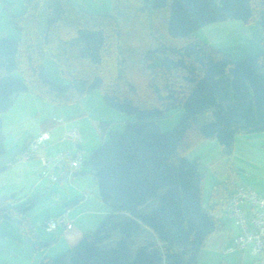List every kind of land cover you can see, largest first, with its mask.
Listing matches in <instances>:
<instances>
[{"label": "trees", "instance_id": "obj_1", "mask_svg": "<svg viewBox=\"0 0 264 264\" xmlns=\"http://www.w3.org/2000/svg\"><path fill=\"white\" fill-rule=\"evenodd\" d=\"M3 1L20 37L0 36V114L22 92L70 105L100 89L106 106L134 116L123 132H109L83 157L81 173L90 167L109 211L77 244L38 264H198L207 238L221 226L213 211L228 214L236 189V138L264 131V38L258 55L234 61L194 32L209 23L240 20L257 21L264 36V0H110L106 13L88 12L71 0H24L18 14L10 13L18 0ZM45 52L63 83L44 70ZM180 108L175 127L161 130L157 120ZM99 126L102 131L108 125ZM35 136L14 161L37 157L44 145L25 155ZM209 139L217 141L228 176L212 186L204 207L200 161L187 153ZM4 140L0 117V154ZM81 143L82 138L72 150L82 152ZM6 168L0 165V173ZM155 198L158 203L146 208ZM33 204L20 206L13 194L0 197V222H17L37 248L42 245L34 243L39 236L29 215ZM70 206L60 215L72 221ZM53 218L43 223L49 232L57 230L47 228Z\"/></svg>", "mask_w": 264, "mask_h": 264}, {"label": "rangeland", "instance_id": "obj_2", "mask_svg": "<svg viewBox=\"0 0 264 264\" xmlns=\"http://www.w3.org/2000/svg\"><path fill=\"white\" fill-rule=\"evenodd\" d=\"M71 1L79 8L87 10L88 12L106 13L112 9L110 0ZM0 7H4L3 0H0ZM18 7H22V9L14 14L25 10L24 0H18L13 5V12L17 11L19 9ZM4 26H7V30L0 32V36L10 38L20 37L19 32L10 27L6 10L0 15V27ZM42 26H45V19H42L40 23V27ZM194 35L214 48H220L229 54L234 61H239L247 56L258 55L262 50V40L264 38L262 29L257 21L244 24L240 20H225L209 23L196 30ZM43 68L54 82H64V78L59 72L55 60L47 56L46 52L43 54ZM182 113V108L176 109L166 117L157 120L160 129L163 131H171L179 121ZM0 117L5 134V151L0 154V165L7 166L0 173V195L3 193L15 195L17 204L20 206L25 205L27 202L32 203L35 200V204H33L29 215L38 236H42V239L34 242L42 246L35 248L32 242L23 234L17 222L9 224L13 227L16 225L20 229V236L16 238L12 234L9 236L11 239L7 237L6 246L0 250V264H38L43 256L55 257L69 247L77 244L82 237L81 235L76 242L68 245L65 236L68 233L66 230L59 228L58 232H49L44 228L43 221L47 215L52 218L58 216L59 213L65 211L66 204H71L69 211L70 218L73 221V225L75 221L74 230L80 231L81 224L79 223L77 225V219L75 218L76 212L80 210H86L87 212L97 210L94 199L97 198L98 201H103L99 197V190L95 185L91 169L88 166L84 167V173L81 175L83 178L79 183L84 188V191H87L85 194L87 195L86 198H91L92 200L85 202V205L79 207L77 203H73L75 197L65 201L66 195H76L74 188H70L74 186L73 182L70 185H62L50 181L45 176H41V158L44 154L42 148L38 151L37 157L33 159H19L18 161H14V157L23 149L30 134H39L41 131V122L49 119L58 120V118L63 117L64 122L68 123L69 127L75 126L80 129V133L83 136L81 143L82 154L84 158H88L93 150L100 146L104 140L108 139L109 132H123L126 123L134 120V116L106 106L103 102L100 89H96L83 97L78 103L70 105L52 104L30 92H22L14 98L13 106L7 111L2 112ZM63 123L59 122V125ZM100 123H103V126H106V124L108 126L101 131ZM59 129V133L62 134L64 127L61 126ZM55 138L56 136L51 137L49 144L56 142ZM206 141L201 142L187 153V156L192 160L198 157L200 161L199 171L204 177L202 198L204 207H208V198L212 186L217 182L223 181L228 176L226 160L220 153L217 141L210 139ZM74 143L75 141L72 139L64 137V140L58 143V147L64 149L66 147L74 148ZM59 153H55L54 156ZM54 156L50 155L48 157ZM52 188H57V190ZM53 190L59 195L58 197L53 194ZM77 192L81 195L84 194L82 191ZM154 203H158L157 198L146 208L150 209ZM104 205L107 207V210L110 209L105 203ZM146 211L148 212L149 210L147 209ZM8 223L5 222V224ZM99 224L93 227V229H90V231H94ZM48 241L52 242L46 245L42 244ZM246 253L250 257H253L249 250ZM208 262V252L206 254H200L198 264H208Z\"/></svg>", "mask_w": 264, "mask_h": 264}, {"label": "crops", "instance_id": "obj_3", "mask_svg": "<svg viewBox=\"0 0 264 264\" xmlns=\"http://www.w3.org/2000/svg\"><path fill=\"white\" fill-rule=\"evenodd\" d=\"M19 9L15 12H13V7L10 8V13L14 14L16 12H19L22 7H18ZM5 7H0V15L3 14ZM7 18L9 21V13H7ZM7 26L0 27V32L6 31ZM220 49V48H217ZM221 50V49H220ZM54 120V119H52ZM58 120H61L62 123L64 122V118L60 117ZM61 121H56V123H52L49 120H46L45 122H41V131L43 130L49 132V138L46 141V144L42 148L44 151V154L41 158L42 161V168L41 172L43 170V162L45 158L48 156H54L55 153H59L61 151H67V150H72L74 148L66 147V149L62 147H58V143L64 140L65 133L67 130L71 128H77L75 126L69 127L68 123H63L59 125V122ZM97 121V120H95ZM70 123V122H69ZM64 127V131L62 134H60V127ZM80 131V129H79ZM39 132V133H40ZM52 133V135H50ZM37 135V134H36ZM81 138L83 139L82 134L80 133ZM30 136H34L30 134ZM56 136V142H53L49 144L50 138ZM64 136V137H63ZM68 138V137H66ZM220 150V149H219ZM82 153V152H81ZM233 161L235 163V166L238 168V172L236 174V183L239 186L249 188L256 192V194L264 199V131L262 132H256L249 134L248 136L245 135H240L237 136L236 141H235V146H234V156H233ZM82 172L81 174L77 175L74 180H73V185L70 188H74L76 191V195L70 196V194L66 195L65 201H68L70 199H73V197H81L77 205L80 207L82 205H85V202H88L92 200L91 198H86L87 195L86 192L84 191V188L81 186L79 183L80 180H82ZM95 182V181H94ZM96 185V183H95ZM54 190H57V188H52ZM53 190V194L58 197L57 193ZM77 191H82L84 194H79ZM211 192V189H210ZM11 195V194H10ZM85 195V196H84ZM9 196L5 193L1 194L0 197H5ZM84 196V197H83ZM210 196V194H209ZM95 200V207L97 210L94 211H89L87 212L86 210H80L77 211L75 214V218L77 219V225L79 223L81 224V229L80 231H75V221L74 225L71 229H64L67 234H65L67 238V244L70 245L71 243L76 242L79 237L85 233L86 231H90V229H93L96 225H98L106 213L109 211L107 210V207L104 205L103 202H100ZM210 200L208 198V204ZM207 204V205H208ZM70 216V209L66 210ZM73 211V210H72ZM107 211V212H106ZM216 217L220 220L221 226L214 231L212 234L209 235V237L206 240L205 245L201 248L200 254H206L208 252L209 255V262L208 264H264V252L263 254L260 253H254L252 250V246H247L245 248H236L234 247V239L235 237L240 233L239 227L236 225L234 220L229 217V215L226 213L224 209H216L213 211ZM63 212L59 213L62 214ZM58 215V214H57ZM48 218V215L46 216L45 220L46 221ZM43 221V223H44ZM5 222H9L8 224H5ZM15 223L12 220H2L0 222V250H2L7 243V237L10 238L12 234H14V237L19 238V228L13 227L9 224ZM44 225V224H43ZM36 230V229H35ZM59 229H57L55 232H58ZM54 232V231H52ZM11 239V238H10ZM39 239H42V236L39 235ZM249 250L253 257H250L246 251ZM198 256V257H199Z\"/></svg>", "mask_w": 264, "mask_h": 264}, {"label": "built area", "instance_id": "obj_4", "mask_svg": "<svg viewBox=\"0 0 264 264\" xmlns=\"http://www.w3.org/2000/svg\"><path fill=\"white\" fill-rule=\"evenodd\" d=\"M61 121V120H57ZM65 136L75 142L81 140L78 128L66 131ZM49 138V132L42 131L30 142V151L26 156H33ZM83 155L78 150H67L54 157H47L43 162L42 175L52 182L69 185L75 176L82 171ZM226 210L240 229L234 239V247L245 248L252 246L254 253H259L264 248V199L260 198L253 190L236 185L235 192L230 197ZM48 230L59 227L71 229L72 221L66 214L47 221Z\"/></svg>", "mask_w": 264, "mask_h": 264}, {"label": "bare ground", "instance_id": "obj_5", "mask_svg": "<svg viewBox=\"0 0 264 264\" xmlns=\"http://www.w3.org/2000/svg\"><path fill=\"white\" fill-rule=\"evenodd\" d=\"M79 174H81V173H79ZM79 174H77V175H79ZM77 175H76V176H77ZM76 176H75V177H76Z\"/></svg>", "mask_w": 264, "mask_h": 264}]
</instances>
